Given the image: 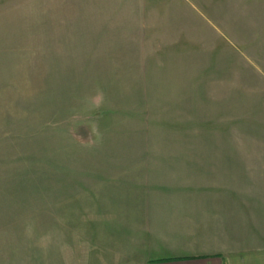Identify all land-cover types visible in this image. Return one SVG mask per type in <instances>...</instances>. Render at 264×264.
<instances>
[{"label": "rangeland", "instance_id": "374dc122", "mask_svg": "<svg viewBox=\"0 0 264 264\" xmlns=\"http://www.w3.org/2000/svg\"><path fill=\"white\" fill-rule=\"evenodd\" d=\"M0 91V253L62 264L135 185L264 245V0H0Z\"/></svg>", "mask_w": 264, "mask_h": 264}, {"label": "crops", "instance_id": "0c3cea01", "mask_svg": "<svg viewBox=\"0 0 264 264\" xmlns=\"http://www.w3.org/2000/svg\"><path fill=\"white\" fill-rule=\"evenodd\" d=\"M20 96L22 93L18 92L11 99L19 128L22 110L21 105L16 106L15 98ZM145 191L148 194H128ZM156 191L160 190L139 185L109 189L108 192L126 194H112L110 199L101 201L109 204L107 208L103 203L95 212L101 215H94V223L103 225L102 232L94 231V238L86 243V248L79 253H68L62 264H264V245L247 248L241 242L237 224L223 226L222 218L228 215L221 211L223 206L193 200H161L149 195ZM163 201L180 207L181 217L165 223L159 219L154 209ZM173 220L177 223L172 224ZM174 231L185 232V238L174 237ZM233 231L237 233L234 235ZM35 237L38 238L32 237V233L24 234L23 247H14L13 251L4 249L0 264H53L48 247H44L45 263L38 262Z\"/></svg>", "mask_w": 264, "mask_h": 264}]
</instances>
